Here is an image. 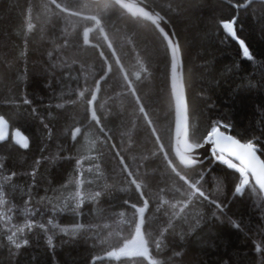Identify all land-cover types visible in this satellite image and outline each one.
Listing matches in <instances>:
<instances>
[{"label": "trees", "instance_id": "1", "mask_svg": "<svg viewBox=\"0 0 264 264\" xmlns=\"http://www.w3.org/2000/svg\"><path fill=\"white\" fill-rule=\"evenodd\" d=\"M144 1L170 22L181 48L189 137L214 121L242 142L261 137L264 0ZM57 2L69 11L49 0H0V117L31 142L28 151L0 145V264H264L261 193L251 185L237 196L234 170L211 159L184 167L173 153L171 59L158 32L110 0ZM233 18L251 61L221 27ZM165 153L199 178L208 200L189 199ZM139 207L150 260L106 258L136 238Z\"/></svg>", "mask_w": 264, "mask_h": 264}, {"label": "snow or ice", "instance_id": "2", "mask_svg": "<svg viewBox=\"0 0 264 264\" xmlns=\"http://www.w3.org/2000/svg\"><path fill=\"white\" fill-rule=\"evenodd\" d=\"M116 5L120 4V0H114ZM50 5H54L55 9H58L60 12H68L69 7L67 5H62L58 3L57 0H49ZM71 15H78L77 12H71ZM95 19L96 24H100L101 21L99 19ZM155 23V21H154ZM235 18L231 20L221 21V27L224 30L225 34L230 36L233 40H235L239 49L244 58L251 61L253 59L252 55L249 52L248 47H246L243 40L239 39L236 35L234 29ZM31 27V25H29ZM157 31L159 36L161 37V43L165 45L166 54L171 55L172 66L174 68L175 56L179 52V46L173 43V39L171 34H169L164 28L159 27L157 25ZM111 47V45H109ZM104 76H100V80H103ZM97 86L99 85V80L96 82ZM129 87H131L129 85ZM135 95V93H133ZM96 98V92H92V100ZM92 100H88L87 103L89 105L92 104ZM25 103L28 101L25 100ZM137 104L139 105V111L144 114V119L147 121V125L152 129L153 135L156 136L157 141L159 142V136L156 134V130L152 125V122L147 114V111L139 97H137ZM181 105L182 100L178 96L176 99V110H175V133L178 138L182 137L183 150L177 151L176 156L179 158L180 164L182 165H193L194 158L192 153H195V150L200 148L202 145H210L213 151V154L217 156L224 165L227 166L228 169L234 170L235 173L238 174V183L235 185V192L241 193L242 188L250 183V179L254 181L255 186H258L260 191L264 192V161L260 159L257 155L262 149H264V143L260 142L261 137H264V132L261 133V137H256L253 133L250 138L247 139V142H242L241 139L236 138L232 134H225L224 131H221L222 128L230 127V125L224 124L221 121L212 122L205 131L199 137H189L187 130V122L186 117L181 114ZM91 118L96 121L97 125L101 124V120L96 116L95 112H92ZM5 121L3 117H0V129L3 128ZM171 131V126L170 129ZM100 132L102 135L107 137L109 134L105 132L104 128H100ZM3 137V132L0 130V138ZM191 140V142H189ZM21 147H27V141L21 137L20 141ZM163 151V146L160 148ZM119 156V152L116 153ZM198 155V153H196ZM165 160L167 161L168 167L171 169V172L175 177L179 179V181L183 182V185L187 186V189L190 190L189 199L192 193L202 197L204 200H208L209 197L205 194V192L200 187L199 178H194L188 176L187 172H184L182 169H178L177 166H174L173 161L169 160L167 153H165ZM238 162V163H236ZM119 165L122 166V171L127 174L126 178L129 179L130 185H135V190L139 193L140 199L144 200V192L142 191L141 185L134 178L135 174L130 169L126 160L121 157L119 159ZM96 195H100L97 193ZM148 201L144 200V207H147ZM188 204L185 202L184 207H187ZM135 207V205H133ZM144 207L136 208L137 214H139V219L135 222V230H136V238L131 242L134 247H130L129 243H125L122 248L119 249V252L123 255L127 256H136L143 257L144 259L150 260L149 257V245L148 242L144 239L143 234L141 233V225L143 224V213ZM138 239V243H137ZM19 247V245H16ZM117 253L115 251L107 252L106 255L108 257L115 256ZM151 264V261H150Z\"/></svg>", "mask_w": 264, "mask_h": 264}, {"label": "water", "instance_id": "3", "mask_svg": "<svg viewBox=\"0 0 264 264\" xmlns=\"http://www.w3.org/2000/svg\"><path fill=\"white\" fill-rule=\"evenodd\" d=\"M90 1L100 2L102 0H90ZM110 1L115 4L114 0H110ZM116 6H118L122 11H124L127 15H129L133 19H141L149 23L151 26L154 27L156 31H157V25H159V27L164 28L169 34H171L173 43L179 46V52L175 56L174 68L172 66V60H171V75H170L171 94H172L175 110H176L177 97L179 96L182 100L181 114L182 116L186 117L188 135L190 136L189 106H188V99H187L185 79H184V63H183L181 48L172 25L166 19V17H164L152 5L148 4L144 0H120V4ZM170 59H171V55H170ZM3 119L5 121V124L3 128L0 129L3 132V137L0 138V145L11 142L16 148L22 151H28L31 145L29 138L21 130L12 129L9 122L4 117ZM21 137H23L27 141L28 146L26 148L20 146ZM172 146H173V153L180 164L179 158L176 156V152L183 150V143H182V137L178 138L175 133V120H174V128H173ZM210 147H211L210 145L204 144L200 148L196 149L195 153L190 154L193 156L195 161L193 165H187V166L182 164L181 165L184 167L191 168L196 165L204 163L206 160L210 159ZM196 153H198V155H196ZM257 155L259 156V152L257 153ZM252 185L261 193L264 199V192L260 191L258 186H255L254 181H252Z\"/></svg>", "mask_w": 264, "mask_h": 264}, {"label": "built area", "instance_id": "4", "mask_svg": "<svg viewBox=\"0 0 264 264\" xmlns=\"http://www.w3.org/2000/svg\"><path fill=\"white\" fill-rule=\"evenodd\" d=\"M210 159H211L213 162H215V163H217V164H219V165H221V166L227 167V166L224 165L219 159H217V156L213 154V151H212V148H211V147H210ZM237 175H238V174H237ZM238 182H239V181H238ZM251 185H252V181H251V179H250V183L242 188L241 193H236V192H235V195H237V196H243V195L245 194V192L247 191V189L250 188Z\"/></svg>", "mask_w": 264, "mask_h": 264}, {"label": "rangeland", "instance_id": "5", "mask_svg": "<svg viewBox=\"0 0 264 264\" xmlns=\"http://www.w3.org/2000/svg\"><path fill=\"white\" fill-rule=\"evenodd\" d=\"M132 241H133V240H132ZM132 241L128 242L130 247H134V245L131 244ZM115 252L117 253L115 256H112V257H108V256H106V258H108V259H117V258H125V257H129V256H127V255H123V254H121V253L119 252V250H115Z\"/></svg>", "mask_w": 264, "mask_h": 264}]
</instances>
